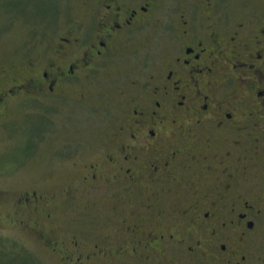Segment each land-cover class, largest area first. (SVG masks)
<instances>
[{
  "label": "flooded vegetation",
  "instance_id": "af4514ba",
  "mask_svg": "<svg viewBox=\"0 0 264 264\" xmlns=\"http://www.w3.org/2000/svg\"><path fill=\"white\" fill-rule=\"evenodd\" d=\"M58 20L48 56L0 70V121L35 104L42 134L99 112L102 131L55 143L51 167L72 176L63 192L129 204L89 201L106 226L58 239L32 221L54 197L31 191L11 225L62 264H264V0H59Z\"/></svg>",
  "mask_w": 264,
  "mask_h": 264
},
{
  "label": "rangeland",
  "instance_id": "374dc122",
  "mask_svg": "<svg viewBox=\"0 0 264 264\" xmlns=\"http://www.w3.org/2000/svg\"><path fill=\"white\" fill-rule=\"evenodd\" d=\"M58 5L59 0H0V70L6 65L28 62L36 56L42 59L48 56L63 22L58 20L60 22L53 29L45 18L51 19ZM5 70L9 75L11 69ZM35 106H29L27 102L25 105L11 104L6 113L9 118L0 121V192H5V207L0 206V264H62L44 247L38 236L31 235L29 229L11 225L7 219L8 215L14 217L18 211L15 201L26 192L37 191L54 197L53 206L48 211L41 207L32 221L38 218L41 227L45 231H55L58 239L96 237L97 232L89 234L91 228L106 226L103 215L94 210L89 201L97 202L101 207L119 205L126 208L129 204V200L119 201V196L126 192L118 194L107 188L102 192H63L73 181L72 176L51 167V158L56 160L59 157L56 155L59 150L53 154L54 145L71 140L72 131L81 128L73 134L83 141L102 131L100 123H92L99 112L88 118L86 109L77 110L81 116L62 111L60 116L53 118L55 123L59 121L54 125L53 133L46 131L42 135L41 129L51 121L43 112L33 114ZM56 109L58 111V107ZM36 134L37 137L33 138ZM33 143L43 145L39 147ZM31 145L33 150L28 155L26 151ZM7 165L8 170H5ZM15 166H18L17 171L13 169ZM45 212L51 213V217L45 218L48 214Z\"/></svg>",
  "mask_w": 264,
  "mask_h": 264
},
{
  "label": "trees",
  "instance_id": "16d2710c",
  "mask_svg": "<svg viewBox=\"0 0 264 264\" xmlns=\"http://www.w3.org/2000/svg\"><path fill=\"white\" fill-rule=\"evenodd\" d=\"M36 137H37V134L33 138H36ZM32 145H34V144H32ZM32 145L29 146L28 150L26 151V154L30 155V153L33 150V146ZM16 167H18V166H15L14 169H16Z\"/></svg>",
  "mask_w": 264,
  "mask_h": 264
}]
</instances>
